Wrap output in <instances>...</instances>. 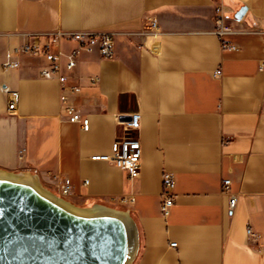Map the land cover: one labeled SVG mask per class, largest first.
Returning <instances> with one entry per match:
<instances>
[{
    "label": "crops",
    "instance_id": "0c3cea01",
    "mask_svg": "<svg viewBox=\"0 0 264 264\" xmlns=\"http://www.w3.org/2000/svg\"><path fill=\"white\" fill-rule=\"evenodd\" d=\"M241 4L246 11L236 20ZM218 7L232 29L221 36ZM58 30L114 32L112 58L94 48L79 50L71 69L61 59L75 86L69 100L88 129L68 120L58 81L40 76L45 58L22 55L17 68L0 73L16 97L9 107L0 93V168L31 170L57 194L67 178L66 197L78 205L128 209L139 231L133 264H264V0H0V60ZM76 46L62 40L53 49L66 54ZM132 113L141 145L134 178L91 159L110 152L124 134L119 121ZM165 170L175 177L166 215ZM122 196L133 201L121 203Z\"/></svg>",
    "mask_w": 264,
    "mask_h": 264
},
{
    "label": "water",
    "instance_id": "95a60500",
    "mask_svg": "<svg viewBox=\"0 0 264 264\" xmlns=\"http://www.w3.org/2000/svg\"><path fill=\"white\" fill-rule=\"evenodd\" d=\"M245 11L241 4L233 17ZM138 249L128 209L78 205L31 170L0 168V264H133Z\"/></svg>",
    "mask_w": 264,
    "mask_h": 264
},
{
    "label": "built area",
    "instance_id": "2783aa9c",
    "mask_svg": "<svg viewBox=\"0 0 264 264\" xmlns=\"http://www.w3.org/2000/svg\"><path fill=\"white\" fill-rule=\"evenodd\" d=\"M221 7L217 8L216 22V34L221 36L222 34L231 31V27L224 23V15L221 11ZM148 33L153 37L159 34V25L155 18H150L147 22ZM35 39V35H30ZM49 39L44 43L38 41H24L15 45L14 47L7 49L3 58L0 60V73L7 71L8 69L17 68L19 66V57L22 55L30 56H43L47 61V65L41 67L39 74L46 79H56L59 83V100L64 105V108L69 112L68 120L71 122H81L83 130L88 129V119L82 118L80 114L74 109L71 103L70 95L74 93L75 86H70L66 83V75L61 73V59L65 57L66 69H71L75 65V57L79 50L91 51L96 48L103 58H112L114 56V32L112 31H65L58 30L49 33ZM62 40H71L76 42L77 46L69 53L64 54L61 49H53V46L59 45ZM233 47L232 45H228ZM153 53L158 52V45L152 44L149 47ZM264 66V62L260 63V68ZM216 75L220 73L219 69L214 72ZM97 76H93L92 80H97ZM0 93H5L9 107L14 106L15 94L9 91L8 88L0 82ZM124 129V134L116 137L112 144L109 153L92 155L91 159L103 160L110 162L117 167L127 171L129 177L134 178L139 175L140 159H141V145L137 136L133 133L139 127V115L138 113H132L129 117L123 121H119ZM22 150L19 151L21 155ZM86 182V180H85ZM163 191L161 210L164 215L169 211V208L174 202V185L175 177L171 171H164L162 174ZM230 180L223 179V190L227 192ZM70 193V181L67 178H63L59 195L68 196ZM133 197L122 196L119 202L126 203L132 202ZM236 202V195L230 193L228 204L232 208ZM246 233L249 237H255L256 234L250 227H247ZM176 243H170L174 246Z\"/></svg>",
    "mask_w": 264,
    "mask_h": 264
},
{
    "label": "rangeland",
    "instance_id": "374dc122",
    "mask_svg": "<svg viewBox=\"0 0 264 264\" xmlns=\"http://www.w3.org/2000/svg\"><path fill=\"white\" fill-rule=\"evenodd\" d=\"M62 196V195H61ZM62 197H65V198H67L66 196H62ZM68 199V198H67Z\"/></svg>",
    "mask_w": 264,
    "mask_h": 264
}]
</instances>
